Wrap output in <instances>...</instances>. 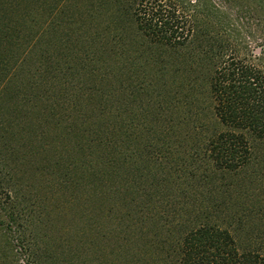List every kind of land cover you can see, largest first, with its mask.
<instances>
[{
    "label": "trees",
    "instance_id": "obj_1",
    "mask_svg": "<svg viewBox=\"0 0 264 264\" xmlns=\"http://www.w3.org/2000/svg\"><path fill=\"white\" fill-rule=\"evenodd\" d=\"M74 1L81 2L0 0V239L31 245L38 259L42 237L29 238L26 226L37 227L40 215L33 209L41 204L21 196L19 170L62 143L70 149L55 166L64 167L61 184L91 175L82 189L97 182L99 208L108 199L98 183L109 187L113 225L135 227L145 238L134 258L143 255L145 262L152 252L149 264H264V254L239 246L231 223L225 225L244 219L220 199L224 190L216 183L251 166L249 135L264 139V73L238 55L243 19L237 12L233 19L232 10L239 0H109V89L91 91L100 95L97 103L92 96L80 102L39 82H20L48 23L69 13ZM96 1L105 8V0L89 2L90 19L101 14ZM38 13L49 19L42 22ZM169 57L190 64L160 65ZM81 60L89 67L99 58ZM203 98L212 105L215 128L194 111ZM34 117L46 124L39 133ZM116 228L110 243H134ZM1 264H9L7 258Z\"/></svg>",
    "mask_w": 264,
    "mask_h": 264
},
{
    "label": "rangeland",
    "instance_id": "obj_2",
    "mask_svg": "<svg viewBox=\"0 0 264 264\" xmlns=\"http://www.w3.org/2000/svg\"><path fill=\"white\" fill-rule=\"evenodd\" d=\"M80 1H74L69 13H62L53 25L48 23L36 54L26 60V69L21 76L24 82H20L26 85L39 82L41 86L45 85V89L49 86L55 88L52 92L61 97L66 94L80 102L92 96V102L97 103L100 95L91 91L109 89V0H105L103 9L99 8V2L96 1V8L98 11L101 9V14L94 15V19L87 15L95 1L93 5L89 3L92 0ZM217 1L223 3L225 0ZM51 4L49 2V6ZM29 10L31 12V6ZM232 12L233 19L236 17L235 12L243 19L236 31V35L240 34L239 38H245L237 47L238 55L264 73V0H239ZM33 15L27 16V19L31 20ZM35 17L42 22L49 19L48 14L43 18L42 13ZM94 53L99 61L85 67L81 59L85 55H95ZM162 64L172 68H188L190 62L169 57L168 60L164 59V63H160ZM91 71L93 75L89 74ZM211 106L208 99L203 98L194 111L215 128L217 124L212 121L214 118L211 117ZM32 120L34 126L37 125V133L40 132L38 126L46 125L36 117ZM217 128L220 129V126ZM249 141L253 149L251 166L237 177L219 176L216 183L221 182L223 186L220 199L231 203L233 213H240L244 219L243 223L237 224L229 222L231 219L229 223L225 222V225L231 223L229 229L236 236L239 246L250 245L264 254V139L249 135ZM39 145L42 147L44 143ZM69 149L70 147L65 149L62 143H57L56 149L32 157L28 165L19 170L23 184L21 196L38 198L41 204V209H33L36 211L33 212L35 216L40 215L37 227L29 223L26 226L29 238L42 237L38 259L48 264H149L151 257L153 260L156 258L152 252L147 254L149 257L145 262L141 261L144 259L143 255L133 257L144 249L145 238L140 237L138 229L132 227L127 230L122 225L116 228L117 224L113 225L112 222L113 217L109 218V187L98 183L99 187L102 186L104 199H108L104 202V207L99 208L95 178L92 180L95 181L93 186L89 183V189H82L85 187L82 184L92 179L91 175L86 174L89 179L84 182L79 180L70 184L71 186L61 184L60 176L65 173L64 167L59 169L55 166L57 160L62 159V155ZM160 177H166V174L162 173ZM125 211L115 214L124 215ZM119 219L121 218L116 223H120ZM114 227L117 231L121 230L117 233L123 238L129 234V243H134L125 244V247L124 243H119L116 239H112L110 243L109 232ZM28 246L31 248L27 244L19 246L17 242L10 246V242L1 237L0 264L3 258H7L9 264H36L38 259H32L35 256ZM32 251H35L34 248ZM42 251H46L45 257L40 256Z\"/></svg>",
    "mask_w": 264,
    "mask_h": 264
}]
</instances>
